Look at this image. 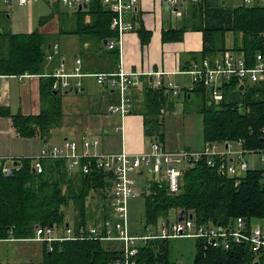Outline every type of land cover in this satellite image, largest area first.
Instances as JSON below:
<instances>
[{
    "label": "trees",
    "instance_id": "16d2710c",
    "mask_svg": "<svg viewBox=\"0 0 264 264\" xmlns=\"http://www.w3.org/2000/svg\"><path fill=\"white\" fill-rule=\"evenodd\" d=\"M197 12L202 15V9ZM52 15L42 17L40 24H45ZM74 15L76 26L68 33L79 36L82 43L80 54L88 66L94 68L100 62L99 72L114 69L119 49H108L104 45L106 39L118 37L117 31L111 28L112 11L101 0H92L87 9H78ZM3 17L8 18L7 13ZM198 29L203 31L205 41L199 59L228 49L227 31L234 35L231 50L243 54L249 64H253L257 52L264 54V6L241 4L236 7L230 29H205L203 26H198ZM138 33L146 44L147 32L143 26ZM172 33L165 32L164 39L173 41L183 37V32L176 37ZM87 41L90 42L89 47H85ZM50 43L39 28L32 32H14L10 28L0 30V75H41L43 107L39 114L3 111L10 115L15 133L20 137L39 136L48 141L53 129L62 122L63 96L52 87L55 78L42 75L48 71L46 56ZM93 46L95 48L91 49ZM86 49L91 55L86 54ZM143 95L144 108L136 109L144 115L145 136L165 143L164 115L175 110V100L168 96L165 89L152 86H146ZM182 101L183 115L190 113L202 117L205 142L243 140L246 149L264 148V82L245 86L237 82L225 84L224 97L217 103L210 98L207 88L198 84ZM18 164L20 169L14 170L10 176L3 172L0 165V239L13 237L27 240L35 237L38 227L61 230L67 224L73 227L75 234H79L84 227V236L87 237L90 236V226H99L112 217L110 173L95 169L89 174H70L62 159L44 160L41 173L34 171L30 158H23ZM263 179L264 167L251 169L237 179L221 174L202 160L184 170L178 192H170L165 179L145 180L141 192L144 198V226L137 231L131 226L132 233L143 234L160 218L176 217L182 211L195 214L198 223H228L244 217L248 222L257 218L264 226ZM92 192H98L105 203L101 220L89 223L87 199ZM71 207L74 213L69 219L67 211ZM177 239L181 238L140 241L135 264H264V249L256 252L248 242H233L229 249H225L206 246L202 238H192L194 255L191 261H184L181 258L183 254L175 246ZM43 243L41 256H37L36 260L1 264H115L124 256L119 241L87 237Z\"/></svg>",
    "mask_w": 264,
    "mask_h": 264
},
{
    "label": "built area",
    "instance_id": "2783aa9c",
    "mask_svg": "<svg viewBox=\"0 0 264 264\" xmlns=\"http://www.w3.org/2000/svg\"><path fill=\"white\" fill-rule=\"evenodd\" d=\"M20 5L31 4L38 0H17ZM70 10L77 11L84 4L89 5L92 0H58ZM170 12L174 16H182L186 9L184 0H166ZM199 2L200 0H191ZM246 6H264V0H243ZM13 0H0V6L11 7ZM102 4L112 11L111 28L118 33L117 38L107 40V48L121 50L123 35L133 29V24L126 20V13L133 12L138 0H101ZM61 56L59 43L50 44L46 56V64H53L55 58ZM191 76L190 83L180 84L167 79L168 71L152 73L151 86L156 89H165L172 99L183 100L187 93H191L198 84L204 85L209 96L216 103L224 97V85L232 82L245 86L264 82V54L257 52L253 64L241 53L234 50H225L216 56H205L195 60L191 66L182 71ZM24 76L33 74L25 73ZM43 76L54 77L53 89L65 92L70 89L79 91L84 85V80L94 78L97 84L113 88L118 95V101L108 106V113L121 116L122 124L116 125L114 130H124L123 121L132 113L135 105L134 93L141 86L140 73H129L119 66L114 72H87L83 69V60L80 56L69 65L64 59H58V66L53 71H46ZM41 76V75H39ZM100 139L87 131L80 138L67 137L58 142L43 144L39 153L34 156L4 157L2 170L5 173L19 170L18 161L30 158L33 169L37 173L44 170L43 161L46 159H62L65 161L69 173L82 172L89 174L95 169L103 170L112 175V188L110 190L112 217L106 219L99 226H90L89 238L105 241H119L124 250L123 260L115 264H135V255L138 244L142 240L151 238H202L206 246L223 247L229 249L233 242H248L254 251L264 249V226L257 218L249 222L244 217H238L228 223H198L195 217L184 213L180 220L181 212L176 217L160 218L158 223L149 226L145 233L134 234L131 230L130 202L142 192V178L149 170L157 174L151 179H165L172 193L178 192L180 180L185 169L194 167L202 160L216 168L221 174L237 179L245 176L246 172L264 167V148L246 149L243 140L237 142H206L201 150L180 148L170 150L158 139H152L150 147L140 153H132L123 149L120 152L103 153L97 151ZM248 157V160L245 158ZM252 158V160H250ZM140 171L143 173L141 174ZM144 182V181H143ZM86 230L81 228L75 234L69 224L65 228L55 230L52 227L36 229L35 237L27 239L51 244L54 240L71 238H87ZM9 240H19L10 238Z\"/></svg>",
    "mask_w": 264,
    "mask_h": 264
},
{
    "label": "crops",
    "instance_id": "0c3cea01",
    "mask_svg": "<svg viewBox=\"0 0 264 264\" xmlns=\"http://www.w3.org/2000/svg\"><path fill=\"white\" fill-rule=\"evenodd\" d=\"M39 1L48 4L49 12L46 15H42L45 13L44 9L46 7L44 6L42 13H39V16H41L36 26L35 18L32 16V9L34 4ZM39 1L27 5H20L17 0H13L11 7L1 6L0 10H4L3 12L7 13L8 18H10L8 10L15 5L19 7L30 6L31 17L25 24L27 25L26 32H32L36 28H39L44 34L56 35L58 40L50 44L55 42L60 44V57L62 59L69 65H72L74 59L80 56L83 60V69L85 71L99 72V66L94 68L89 67L88 62L84 60V57L80 54L82 43L79 36L77 34L68 33L76 26L72 14L76 11L68 9L58 0ZM184 1L186 9L182 16L172 15L166 0H138L135 10L126 13V20L133 24V29L128 30L123 35L121 50L119 49L120 55L118 61H115V63H117L116 67L104 72H114L119 69V66H122L126 72L140 73L141 87L134 93L135 101L144 99V88H146V86L151 87L150 82L153 72L168 71L170 74L166 76L167 79L176 81L180 84L190 83L191 76L182 73V71L188 69L195 60H199L198 57L201 56L205 47L204 34L201 29H198V26H203L205 29H230L233 27L234 9L241 4L244 5L243 0ZM84 9L87 8H83L82 10ZM198 9H202V15L197 12ZM51 14H53V17L45 24L41 25L40 19ZM133 16L135 18V23H133ZM142 26L147 32L145 33L148 40L146 44L143 43L138 33V30ZM165 32H174L172 33L173 37L183 32V37L179 40L168 41L164 39ZM229 33L231 32L227 31L226 37ZM89 45L90 42L87 41L85 47ZM232 46L233 44L231 46L227 45V48L231 50ZM72 48L77 50L74 55H66ZM57 66L58 60L53 64L47 65L46 70L53 71ZM91 79L92 78L85 79L84 85L79 91H72H75L76 94L84 92L78 98L76 95L71 96L74 99L70 100L72 101V103H70V108L73 105L74 114L80 117L79 124L70 125L67 126V128H64L65 126L56 127L53 129L52 134H54V136H60V133L64 132L65 135L62 139L67 137L80 138L87 131H90L94 135V129L91 130L89 125L96 126L101 116H106V119L110 123H106L104 126L103 130L105 131V136L100 145L96 148L97 151L113 153L125 149L128 152L140 153L147 150L150 147L152 139H148L145 136L144 115L141 111H137L136 109L140 108V106L137 105L136 107L135 102V111L132 110V113L123 121V133L120 132V135L110 134V127L114 128L116 125L120 126V124H122L120 115L110 114L107 111L111 103L118 101L117 92L113 88L109 89L97 84L99 87L96 89V94L91 91L88 95H85L87 92L86 90L94 83ZM63 93L70 94L71 92L65 91ZM84 102H86V107L80 109ZM65 105L64 108L67 109ZM42 107L41 78L39 75H0V164L3 163L2 159L7 156L24 157L37 155L43 144L46 143L39 136L31 138L18 136L15 133L10 115L4 112H9L11 114L21 112L24 115L39 114ZM105 109L106 112L104 111ZM168 113L170 112H166L164 115V126L168 121L171 122V120L166 118ZM172 115L181 118L179 114L175 113V110L171 112L169 117ZM104 131H102V133H104ZM205 143L203 138V143L199 148L192 140H190L189 145L180 146L177 142H173L171 138L169 139L166 137L164 144L170 150L180 148L201 150ZM250 160H252V158H250ZM43 244V242L33 240L0 239V264L2 262H7L6 260L9 259L41 256Z\"/></svg>",
    "mask_w": 264,
    "mask_h": 264
},
{
    "label": "rangeland",
    "instance_id": "374dc122",
    "mask_svg": "<svg viewBox=\"0 0 264 264\" xmlns=\"http://www.w3.org/2000/svg\"><path fill=\"white\" fill-rule=\"evenodd\" d=\"M44 6L46 7L44 9L45 13L42 15H46L49 12V8H48V4L43 2V1H39L38 3H35L34 7L32 9V12L34 13V14L32 13V16H34V18H35V25L36 26H37V24L39 22V18L41 16V15L39 16V13H42ZM0 11H1L0 12V30L10 28L14 32H20V31L26 32L27 25H25V24H26V22H28L29 18L31 17L30 6L19 7V6L15 5L14 7H12L11 9L8 10V12L10 14V18H4L3 17V14L5 13V12H3L4 10L1 9ZM72 14H73V18L76 22V16L74 15V13H72ZM46 35H47V38L50 42H54V41L58 40L57 36L54 34H46ZM233 40H234L233 33H229L226 37V44L228 46H231L233 44ZM94 48H95V46L91 47V49H94ZM76 51L77 50H75V48H72L66 53V55L73 56ZM85 51H86V54L88 56L91 55L88 52V49H86ZM58 59H60L59 56H57L55 58L54 62L57 61ZM100 65H101V63L99 62V66ZM91 80L94 81V83H92V85L90 87L92 89L88 88L86 90L87 92L85 95H88L91 91L95 93L96 89L99 87L93 78ZM97 92H98V90H97ZM82 93H84V92H80L78 94H76L75 91L71 92L70 94H65L61 91L59 92V94L61 96H63V101H64L63 102V112L64 113H63V118H62V122H61L62 126H60L61 125L60 124L59 125L60 127L65 126L64 128H67V126L77 125V123L79 124V118L80 117L77 114H74L73 105L70 108V103H72V101H70V100L74 99L71 96L76 95L78 98L79 96L82 95ZM85 103L86 102L83 103V105H82V107H80V109L86 107ZM64 105L67 106V109L64 108ZM103 105H104V103H103ZM137 105L140 106L139 109L144 108V99L143 100L139 99L137 101ZM137 105H136V107H137ZM175 105H176L175 113L179 114L181 116V118H178V116L175 117L174 115L169 117V115H171V112L167 114L166 118L171 120V122L168 121V123H166V125H165L164 129L166 131V137H168L169 139L171 138V140L173 142H177L178 145H180V146L181 145H189L190 140H192L193 142H195V144H197V147L199 148L203 143L202 117L199 115H194V114H190V113H188V115H183L184 104H183V101L181 99H175ZM104 111L106 112V109ZM81 119H83V118H81ZM106 123H110V122H108V120L106 119V116H101V118L97 121L96 126L89 125L91 130L94 129L93 133L95 136H97L100 139V141H102L104 139L105 131L103 129H104V126L106 125ZM102 131H104V133H102ZM110 134H112V135L119 134L120 135V132L116 133L114 131V128L110 127ZM64 135H65L64 132L60 133V136H54V134H52L50 137V140L48 142L49 143L58 142L62 139V137ZM245 159L248 160V157H246ZM156 176H157V174H152L149 172V170H146V174L144 175V177H142V178L138 177L137 178L139 183H140V188L144 184L143 181L149 180V179L156 177ZM263 182H264V179H263ZM141 183H142V185H141ZM104 203H105V201H103L102 197L100 196V194H98V192H92L91 193V195L87 199L89 223L95 221L96 219L101 220V212H102ZM106 205H107V201H106ZM109 207H110V204H109ZM130 209H131V226L134 227L132 229L134 231L141 230L144 226V221H145L144 220V198L141 195V193L130 202ZM67 212H68V218L69 219L71 217H73L74 211H73L72 207ZM175 246H176V249L178 250V252L183 254V255H181V258L184 261H191V258L194 255V240L193 239H190V238L177 239L175 242ZM20 254H23V253H20ZM30 259L36 260L37 256H31L29 258L21 257V258L9 259L6 261L21 262V261H28Z\"/></svg>",
    "mask_w": 264,
    "mask_h": 264
},
{
    "label": "water",
    "instance_id": "95a60500",
    "mask_svg": "<svg viewBox=\"0 0 264 264\" xmlns=\"http://www.w3.org/2000/svg\"><path fill=\"white\" fill-rule=\"evenodd\" d=\"M83 8H88V5L87 4H84V6H80V9L82 10ZM105 45L107 44V39L105 40V43H104ZM50 47V46H49ZM66 92H72V89H70V90H68V91H66ZM76 92H77V90H76ZM45 142H47V140H45ZM140 173L142 174L143 172L142 171H140ZM8 176H10V175H13V172H9L8 174H7ZM184 211H182L181 212V215H180V220H182L183 219V215H184ZM193 213H190V217L192 218L193 217Z\"/></svg>",
    "mask_w": 264,
    "mask_h": 264
}]
</instances>
